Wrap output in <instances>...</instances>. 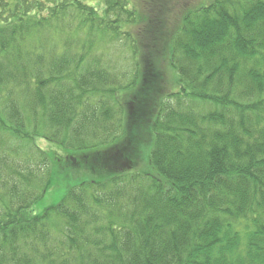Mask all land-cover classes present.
Instances as JSON below:
<instances>
[{
  "label": "trees",
  "instance_id": "obj_1",
  "mask_svg": "<svg viewBox=\"0 0 264 264\" xmlns=\"http://www.w3.org/2000/svg\"><path fill=\"white\" fill-rule=\"evenodd\" d=\"M142 1L0 0V264H264V0Z\"/></svg>",
  "mask_w": 264,
  "mask_h": 264
},
{
  "label": "rangeland",
  "instance_id": "obj_2",
  "mask_svg": "<svg viewBox=\"0 0 264 264\" xmlns=\"http://www.w3.org/2000/svg\"><path fill=\"white\" fill-rule=\"evenodd\" d=\"M87 1L93 2L99 9H102L104 7V2H103L104 0H87ZM155 2L163 4L162 10L159 11L158 14L157 12H155L157 16L159 17L155 26L157 27V25L158 26L163 25L162 27H165L164 34L166 35L167 32L174 31L178 28V26L182 22L184 15H186L189 12V10L201 5L203 2H205V0H146V1L141 2V7L142 9H144V12H148L151 14L152 10H149L150 9L149 7H151L152 9H156ZM145 7H147L146 10H145ZM162 19L164 22L162 21ZM163 39H164V35L161 41L158 42L159 50L156 51L155 55H152V56H155L156 68L159 70V73H160V88L162 87V90L160 91L161 97L167 92L177 87L176 85L177 78L174 73V70L169 63V59L166 58V53H164V51L162 50V47L164 44ZM145 45H147V47H152L150 42H147V44L145 43ZM144 135H145L144 138L146 137L147 139L148 136L146 134ZM141 138H142V141H141L142 151H141V156L138 158V164L140 165L139 167L142 168V170L145 172L154 174L155 171L152 168V165L149 159V153H150V145L148 144L149 140H146L144 142L143 137ZM37 142L43 149L51 148L49 145V142L43 139ZM71 173L73 172L71 171L68 172L69 175ZM75 173L76 175L74 176H78L82 174L78 172H75ZM58 175L63 176V174H58ZM77 180H79L78 182H80L81 178L61 182V187H58L56 189L53 188L49 192V194H47L45 198L42 200L41 202L42 204H40L41 206H39L40 209L59 202L67 190L66 187L68 183L71 181H77Z\"/></svg>",
  "mask_w": 264,
  "mask_h": 264
}]
</instances>
